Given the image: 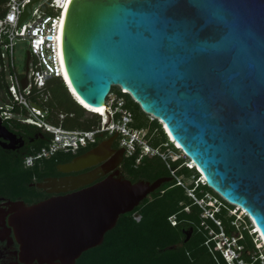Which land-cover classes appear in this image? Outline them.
Listing matches in <instances>:
<instances>
[{"label":"water","instance_id":"1","mask_svg":"<svg viewBox=\"0 0 264 264\" xmlns=\"http://www.w3.org/2000/svg\"><path fill=\"white\" fill-rule=\"evenodd\" d=\"M61 47L86 105L104 106L114 85L127 89L264 236V0H68ZM117 134L60 162L68 174L33 182L50 196L32 203L0 196L19 264H76L122 213L172 178L109 173L95 181L122 160L109 166Z\"/></svg>","mask_w":264,"mask_h":264},{"label":"trees","instance_id":"2","mask_svg":"<svg viewBox=\"0 0 264 264\" xmlns=\"http://www.w3.org/2000/svg\"><path fill=\"white\" fill-rule=\"evenodd\" d=\"M5 0H0V5ZM48 12L53 9L46 7ZM3 12L0 7V13ZM0 60V95L8 85L6 70L1 66ZM46 89L49 97L39 100L35 92L30 97L41 106L48 108L46 119L59 123L58 114L63 112L62 124L70 128H91L100 122V114L82 118L88 111L77 102L67 89L64 81L59 77L48 80ZM125 97V106L134 113L130 123L134 127H148V133L156 130L157 135L150 139L154 146L169 142L168 145L177 149L169 140L167 133L158 118L149 120L140 103L130 93L122 92ZM3 94V93H2ZM3 97V96H2ZM11 108V117L7 119L8 126L23 134L28 140L25 148L30 152L32 147L40 148L51 137L52 132L32 122L23 121V117H15L14 111H24L15 103ZM27 116V115H26ZM25 116V117H26ZM144 117V123L137 122ZM38 133V135H36ZM33 137V140L30 138ZM102 138L99 136L98 141ZM91 142L79 147L75 152L59 150L51 157L39 160L34 166L24 165V154L0 148V196L11 199H24L28 203L36 202L49 195L33 182L42 180L47 175L59 174L57 165L68 161L77 153L83 152L97 142ZM167 145H162L166 150ZM138 152L127 156L124 162L126 171L132 179L144 178L154 180L159 176H171L170 180L163 182L155 191L150 193L133 210L122 213L116 225L105 233L104 240L87 250L77 259L76 264H240L242 259L246 264H260L258 248L253 240L254 233L249 232L253 223L249 216L240 215V224L234 222L242 210L230 212L234 204L226 200L212 186L202 182L200 173L195 167H189L183 158L165 160L161 155L145 154L137 162ZM193 175L195 180L185 184L180 175ZM181 181V182H179ZM190 188L193 195L187 192ZM206 194L217 198L214 206L207 200ZM210 209V211H209ZM208 211V212H207ZM212 213V214H211ZM175 215V222L170 219ZM139 215V219L136 217ZM203 222V223H202ZM207 222V227L204 223ZM241 226V227H240ZM192 233L187 239L186 229ZM210 229L213 232H210ZM228 236L230 245L239 246V257L229 262L221 247L219 233ZM225 243L224 241H222Z\"/></svg>","mask_w":264,"mask_h":264},{"label":"built area","instance_id":"3","mask_svg":"<svg viewBox=\"0 0 264 264\" xmlns=\"http://www.w3.org/2000/svg\"><path fill=\"white\" fill-rule=\"evenodd\" d=\"M30 1L32 0H5L0 5L3 11L0 13V60L3 62L1 66L6 70V56H8L9 64L13 69V72L10 74V81L7 87L2 90L3 94L1 93V96L5 98V103L0 104L1 115L4 118H10L12 114L11 108L16 103L20 109H26L28 112L26 117L21 118L23 121L35 123L52 132L51 137L40 148L32 147L30 152L24 154V165L34 166L39 160L51 157L59 150L75 152L79 147L86 146L89 142L95 141L96 134L103 131H108L109 133L117 132L121 137L120 143L125 146L127 156L139 153L137 162L145 154H159L165 160L177 158L175 156L176 152H168L162 149V145H168L169 142L154 146L147 139L148 130L146 127L132 128L130 126V123L134 119V113L130 108L125 106L124 95L121 92L120 94L116 93L113 87L108 93L105 102L108 107L107 118L98 112L100 114V122L96 126L91 128L65 127L62 124V118L65 115L63 112L58 114L60 118L59 123L46 119L45 115L48 112V108L41 106L33 100L30 97L32 92H35L39 100L47 99L49 97V91L46 89L48 80L59 77L64 81L68 91L73 94L63 74L60 56L62 54L61 38L58 36L61 35V33L59 34L60 22L68 0H46L45 5L46 7H51L53 9L52 12H48L46 9H41L40 7L34 8L33 2L31 11L22 18L23 11ZM28 16H31V19L24 21ZM17 39L26 40L28 43L27 51L31 53L28 71L29 81L26 86H23L21 81L26 67L24 66V69L19 71L15 62L14 50ZM31 62H33V70L30 77ZM117 86L120 91L129 93L121 85ZM74 98L80 102L75 95ZM86 109L89 112L93 111L88 108ZM169 140L175 144L174 140ZM175 146L181 149L177 144ZM182 151L188 157L185 163L192 165V162H189V156L184 150ZM198 179L204 182L202 177ZM139 217L137 216L138 219ZM170 219L174 223L175 215H171ZM224 254L230 261L233 260L234 253L232 251H226ZM238 261L240 264H246L242 259Z\"/></svg>","mask_w":264,"mask_h":264},{"label":"flooded vegetation","instance_id":"4","mask_svg":"<svg viewBox=\"0 0 264 264\" xmlns=\"http://www.w3.org/2000/svg\"><path fill=\"white\" fill-rule=\"evenodd\" d=\"M1 111H0V148H4L5 150L12 151V152H15V153H23V154H25V152H26L25 148H26V146L28 144L27 138H25L23 136V134H20L18 131L14 130L13 128L8 126V124H7L8 123V121H7L8 118H4L1 115ZM5 127L7 129L13 131L14 133H16V136H13V139L6 138L7 134H10V133L6 131ZM115 133H116L115 131L112 132V133H109L108 131L98 132L96 134V136H95V141H92V142L98 141L99 136H102V138L98 142H100L105 137H109V136H111L112 134H115ZM36 135H38V133ZM120 138H121L120 135L117 134L116 138L113 141V145L112 146L115 149V151L117 152V156L113 160L114 162H111L109 164V166H112L115 163V161H117L119 159H122V160L118 164H116V166L114 168H112L110 171H108L105 174L100 175L95 181L104 178L109 173H116L117 176L124 177V178H129L132 181H136V180L132 179V177L126 171V168L124 166V162H125V159H126L127 155H126V151H125V146H123L120 143ZM30 139L33 140V137H31ZM89 143H91V142H89ZM80 153H82V152H80ZM80 153H77V154H80ZM99 164L100 163H98L96 165H93L91 167H87L85 169H82L80 171L71 172V173H78V172L88 171V170L98 166ZM64 174H68V173H64V172L61 171V173H59V174L47 175V176H61V175H64ZM139 179H144V178H138L137 180H139ZM51 194L52 193H49L48 196H50ZM2 207L3 206H2L1 201H0V208H1L0 209V238H4L3 240L0 239V264H19V259H18L17 255L15 254V251L18 249V244L16 242L9 243L8 242L9 241V237H8L9 235L4 231L5 227L2 224V221L4 220V218L6 216V212L4 210H2Z\"/></svg>","mask_w":264,"mask_h":264},{"label":"rangeland","instance_id":"5","mask_svg":"<svg viewBox=\"0 0 264 264\" xmlns=\"http://www.w3.org/2000/svg\"><path fill=\"white\" fill-rule=\"evenodd\" d=\"M46 0H35L34 1V3H33V7L35 8V7H40L41 9H46ZM31 19V16H28V17H26L25 19H24V21H29ZM5 49V48H4ZM27 50H28V43H27V41L26 40H23V39H17V41H16V44H15V50H14V56H15V62H16V66H17V69L19 70V71H22L23 69H24V66H25V62H26V56H27ZM6 51H7V49H6ZM6 62H7V64H6V76H7V80L8 81H10V79H11V76H10V74L13 72V69H12V67L10 66V64H9V60H8V56H6ZM33 70V62H31V69H30V77H31V71ZM113 90L116 92V93H118V94H120V89H119V87L117 86V85H114L113 86ZM5 103V98L4 97H2L1 95H0V104H4ZM14 116L15 117H25L26 115H27V113L26 112H24V111H14ZM93 114L91 113V112H89V111H86L85 113H84V115H83V117L82 118H86V117H88V116H92ZM149 120H152L153 118H157V117H155V116H153V114L151 115V113H147L146 115H145ZM137 122H139V123H144V117H140L139 118V120L137 121ZM161 122V121H160ZM147 128V130H148V127H146ZM157 131L156 130H154V131H152L151 133H149V134H147V139L150 141V139H153L156 135H157V133H156ZM168 146V145H167ZM166 146V147H167ZM166 151H173V152H176V154H175V156H177V158H183V159H188V157L187 156H185V154L183 153V151H182V149H178V147H177V149L176 148H174V147H172V146H169V147H167L166 148ZM171 159H173V158H171ZM175 159V158H174ZM180 177L181 178H183V181L185 182V184L186 185H188L189 183H191L192 181H193V179H194V177H193V175H180ZM195 180V184H196V179H194ZM190 190H192V189H190V188H188L187 189V192L189 193V194H192V192L193 191H190ZM193 195V194H192ZM206 197H208V199H201L200 201L201 202H205V201H209V202H211V203H214V202H217V198H213L212 197V195L211 194H206ZM243 210V208H241V207H238V205H236V204H234V208L230 211V212H236L237 210ZM208 212V211H207ZM239 214L236 216V220L234 221L235 223H236V225L238 224H240V221H241V218H240V215L241 216H244L245 214H247L245 211H243V213H240V212H238ZM137 216H139V215H136V217ZM203 223V222H202ZM204 226L205 227H207L208 225H207V222H205L204 223ZM241 227V226H240ZM210 232H213V230L212 229H210ZM249 232H252L253 233V231H252V227H251V229H250V231ZM185 233H187V235L188 234H190L191 235V233H192V230L191 229H186L185 230ZM223 233L222 232H220L219 233V235H220V237H223V235H222ZM225 236V235H224ZM234 240V238H232V241ZM253 240H254V242H255V244H256V247L258 248V252H259V256L260 255H262V253H264V246L263 245H260V242H259V238H258V236H257V234L256 233H254V237H253ZM221 246V243H219V244H217V247H220ZM222 250H223V252H224V248H222Z\"/></svg>","mask_w":264,"mask_h":264},{"label":"bare ground","instance_id":"6","mask_svg":"<svg viewBox=\"0 0 264 264\" xmlns=\"http://www.w3.org/2000/svg\"><path fill=\"white\" fill-rule=\"evenodd\" d=\"M66 5H67V4H66ZM65 8H66V6H65ZM64 12H65V9H64ZM64 12H63V16H64ZM63 16H62V19H61V22H60V31H59V34L61 33V29H62ZM58 36L61 38V35H58ZM60 54H61V52H60ZM60 56H61V66H62L63 74H64L65 79L67 80L68 85H69V87L71 88V91L73 92V94L78 98V100H79V101H80V102H81L86 108H88L89 110L97 111V112L101 113V115H102L103 117L107 118V110H108L107 104H105V105L102 106V107H90V106L86 105V104L81 100V98L77 95V93L75 92V90H74L72 84L70 83L69 77H68V75H67V72H66V69H65V65H64V62H63V59H62V54H61ZM125 90H127V89H125ZM151 115H152V114H151ZM170 139L175 140L173 137H171ZM178 146H179V145H178ZM193 164H195V163H194V160H192V165H193ZM195 165H196V164H195ZM202 176H203V179H206V176L203 174V172H202ZM238 207H241V206L238 205ZM0 209H1V208H0ZM2 210H3V209H2ZM242 211H245V209H243ZM255 230H256L257 232H259V233H257V235L260 234L259 236L262 237L261 240L259 239V242H260V245H263V244H264V236H263L262 232L260 231V229H259L258 227H256ZM4 231L8 234V229H7L6 227H5ZM259 236H258V238H260Z\"/></svg>","mask_w":264,"mask_h":264},{"label":"clouds","instance_id":"7","mask_svg":"<svg viewBox=\"0 0 264 264\" xmlns=\"http://www.w3.org/2000/svg\"><path fill=\"white\" fill-rule=\"evenodd\" d=\"M190 158V157H189ZM191 160V162H192V159L190 158L189 159V161ZM195 165V164H194ZM190 167V166H189ZM200 177H202L203 178V176H200ZM203 182V181H202ZM253 226V225H252ZM254 233V232H253ZM257 234V233H256ZM257 236H259V235H257ZM220 238H222L221 239V248H229L230 249V251H232L233 253H234V256H233V260L232 261H230V262H233L234 261V259L235 258H238L239 257V252L237 251V249L236 248H238L239 246L234 242V240H233V243H234V245L235 246H232V245H230L231 243H230V239L228 238V236H224L223 235V237H220ZM260 239V238H259ZM222 241H224L225 243H223ZM223 251V250H222ZM224 253V252H223ZM260 258H261V263L260 264H264V253H262V255H260L259 256Z\"/></svg>","mask_w":264,"mask_h":264}]
</instances>
